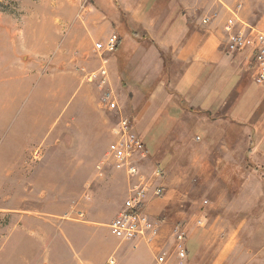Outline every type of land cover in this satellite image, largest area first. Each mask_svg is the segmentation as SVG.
Returning <instances> with one entry per match:
<instances>
[{"label": "rangeland", "instance_id": "rangeland-1", "mask_svg": "<svg viewBox=\"0 0 264 264\" xmlns=\"http://www.w3.org/2000/svg\"><path fill=\"white\" fill-rule=\"evenodd\" d=\"M252 1L264 10V0ZM98 5V0L83 8L77 0H0V264H108L111 258L115 264H158L163 251L164 264H178L176 226L199 235L188 234L187 264H264L262 155L249 165L237 156L205 172L197 169L194 155L180 156L178 148L169 164L146 158V177L155 167L164 175L175 165V177L189 192L178 209L185 215L173 223L170 242L112 234L109 224L128 196V180L102 162L120 118L135 119L144 136L149 112L135 116L134 100H147L133 86L142 78L138 71L133 77L140 62L132 76L121 75L111 84L90 79L107 57L96 50V43L106 41L104 33L92 38L86 23ZM121 28L124 39L111 30L123 40L114 52L121 48L126 64L138 53L148 54V73L155 75L149 42L135 39L124 24ZM111 100L120 109H108ZM188 132L198 149L197 126Z\"/></svg>", "mask_w": 264, "mask_h": 264}, {"label": "crops", "instance_id": "crops-1", "mask_svg": "<svg viewBox=\"0 0 264 264\" xmlns=\"http://www.w3.org/2000/svg\"><path fill=\"white\" fill-rule=\"evenodd\" d=\"M98 1L96 11L86 18L92 38L99 31L107 39L115 28L124 39V24L135 39L149 42L150 54L155 57L156 76L148 73V54H136L133 64L124 62L121 48L105 58L109 84L131 74L140 62L133 77L138 71L142 78L133 86L147 100H134L138 106L135 116L142 118L149 112L144 136L141 133L149 160L160 163L164 158L169 164V157L179 156L174 153L178 148L180 156L194 155L197 169L205 172L209 166L214 170L237 156L246 165L254 156L264 157V86L254 82L253 53L227 51L225 31L231 10L239 3L241 18L264 29L263 9L256 10L252 0H133V5L129 0H112L118 16L110 0ZM126 13L130 20H123ZM206 18L208 22H204ZM130 21L142 32L132 28ZM86 43L89 50L91 42ZM192 125L197 126L198 149L191 146L193 135L188 130ZM175 171V165L165 168L163 178L154 182L164 187L163 194L155 196L152 189L145 206L160 223L159 242L172 241L173 223L185 215L178 209L189 199L186 184L175 177ZM224 199L221 195V202ZM188 234L191 239L199 237L189 229Z\"/></svg>", "mask_w": 264, "mask_h": 264}, {"label": "built area", "instance_id": "built-area-1", "mask_svg": "<svg viewBox=\"0 0 264 264\" xmlns=\"http://www.w3.org/2000/svg\"><path fill=\"white\" fill-rule=\"evenodd\" d=\"M82 8L90 0H77ZM242 6L238 5L236 10H231L225 31L227 33L226 49L232 53H239L250 50L255 60L253 79L257 85L264 86V29L253 27L241 18L239 12ZM204 22H208L206 18ZM119 37L113 32L104 42L96 43V50L102 53L114 52L119 43ZM90 79H97L102 84L109 83V71L106 60L103 58V65L96 71L90 72ZM107 101L109 96L104 97ZM110 110L120 109L116 100L107 103ZM136 120L131 117H121L113 129L114 139L108 144L106 158L102 164L108 163L115 169L123 171L128 179V196L121 209L109 224L112 234L121 240L141 239L151 242L160 234L159 222L152 218L146 211L145 206L149 193L153 189L155 196H161L164 187L155 182L163 178V172L155 167L151 177H146L142 171L141 163L149 157L144 138L136 128ZM102 167V165H101ZM200 222V221H199ZM188 230L185 226L174 228V241L176 244L178 264H187ZM158 264H164L167 260V253L161 252L156 257ZM108 264H115L113 258Z\"/></svg>", "mask_w": 264, "mask_h": 264}]
</instances>
